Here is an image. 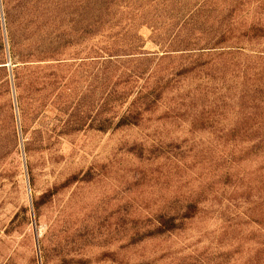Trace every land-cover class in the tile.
Returning a JSON list of instances; mask_svg holds the SVG:
<instances>
[{"label": "rangeland", "instance_id": "rangeland-1", "mask_svg": "<svg viewBox=\"0 0 264 264\" xmlns=\"http://www.w3.org/2000/svg\"><path fill=\"white\" fill-rule=\"evenodd\" d=\"M0 264H264V0H0Z\"/></svg>", "mask_w": 264, "mask_h": 264}, {"label": "trees", "instance_id": "trees-1", "mask_svg": "<svg viewBox=\"0 0 264 264\" xmlns=\"http://www.w3.org/2000/svg\"><path fill=\"white\" fill-rule=\"evenodd\" d=\"M106 55L107 56H102L101 58V67H102L101 74L104 80L113 74V66H115L120 62H123L121 60V57H119L118 55H113L111 53H106ZM153 93L154 92L143 94L141 92L140 95H138L137 98H135V100H133V102L131 103L128 114H123L120 117L112 118V119L103 118L99 124L98 130L102 132H107L109 130H115L129 125H136L138 121L137 119L141 115V112H143L144 110H149L153 106V104H155V102L157 101L158 96L157 95L154 96ZM109 102H110L109 96L108 95L105 97L103 96L102 106L103 107L107 106ZM134 110L137 111L135 115H133ZM175 228L176 226L174 225L168 226L167 222L165 221L156 230V233L163 234Z\"/></svg>", "mask_w": 264, "mask_h": 264}]
</instances>
